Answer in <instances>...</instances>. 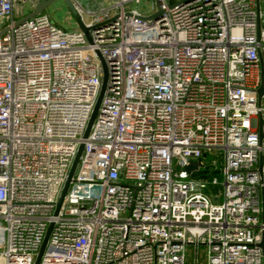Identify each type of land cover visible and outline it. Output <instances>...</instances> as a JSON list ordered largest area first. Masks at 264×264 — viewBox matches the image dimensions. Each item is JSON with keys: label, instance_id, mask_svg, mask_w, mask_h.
Returning <instances> with one entry per match:
<instances>
[{"label": "built area", "instance_id": "obj_1", "mask_svg": "<svg viewBox=\"0 0 264 264\" xmlns=\"http://www.w3.org/2000/svg\"><path fill=\"white\" fill-rule=\"evenodd\" d=\"M143 1L0 0V264H264V0Z\"/></svg>", "mask_w": 264, "mask_h": 264}, {"label": "water", "instance_id": "obj_2", "mask_svg": "<svg viewBox=\"0 0 264 264\" xmlns=\"http://www.w3.org/2000/svg\"><path fill=\"white\" fill-rule=\"evenodd\" d=\"M56 1L57 2L58 1H62V3L64 4L66 10L70 13L71 17L73 18V20L77 24L78 28L84 33V35L86 36V38L89 41V43L92 44V37H91V34H90L91 29L85 26L81 15L78 13V11L74 7V5L71 2V0H40V3L36 7L35 11H33L30 14H28L27 16H25L21 20H19L18 24H22L25 21H27L29 19H32V18L42 14L46 9H48ZM258 11H259V3H258ZM162 12L163 11L157 12V14L155 16L156 17L160 16ZM259 32H260V25L258 24V33ZM96 54H97L98 58L100 59V62H101L102 68H103V83H102V89H101V93H100L99 99L97 101L96 107H95V109L93 111L92 116H90L91 118H90L89 124L87 126L86 132L84 134V139H87V137H88V134L90 132L91 126H92V124H93V122L95 120V117L97 116V113L99 111V108H100L102 100H103V96H104L105 90H106L107 85H108V71H107V67H106L105 61H104V59L102 58V56L100 55L99 52H96ZM263 93H264V85L261 86L260 91H259L260 95H262ZM83 149H84V144H81V146L79 147V151L77 153V156H76V158L74 160V163L72 165V168L70 170V173H69L67 182L65 184V187H64V189L62 191L61 197H60L59 202L57 204V211L60 208V206H61V204H62V202L64 200V197H65V195L67 193L68 188L70 187V183H71V181L73 179V175H74V173L76 171V168H77V165H78L79 160L81 158V155L84 152ZM195 170H197V166L194 163H191L190 165H188L185 168V171L188 174L192 173V171H195ZM49 233H50V230L47 233V235H46V237H45V239L43 241L41 249H40V251H39V253H38L37 257H36L35 264H39L40 263L41 257H42V255L44 253L45 247H46L47 242L49 240L48 239L49 238Z\"/></svg>", "mask_w": 264, "mask_h": 264}, {"label": "rangeland", "instance_id": "obj_3", "mask_svg": "<svg viewBox=\"0 0 264 264\" xmlns=\"http://www.w3.org/2000/svg\"><path fill=\"white\" fill-rule=\"evenodd\" d=\"M61 4L63 5V7L60 9L59 12H56L55 11V8L56 6L58 7V5ZM154 5L156 7V3H155V0H144L142 5H141V10L144 12V13H148V12H151L152 9H154ZM264 6L262 5V8ZM49 11V13L52 14V19L54 21H59L60 19H64L65 15H66V8L64 6V4L62 3V1H56L54 4H52L49 9L47 10ZM72 20V19H71ZM75 22V21H74Z\"/></svg>", "mask_w": 264, "mask_h": 264}]
</instances>
